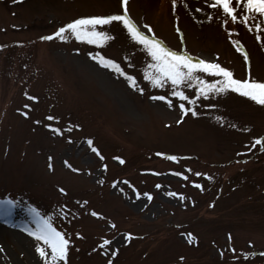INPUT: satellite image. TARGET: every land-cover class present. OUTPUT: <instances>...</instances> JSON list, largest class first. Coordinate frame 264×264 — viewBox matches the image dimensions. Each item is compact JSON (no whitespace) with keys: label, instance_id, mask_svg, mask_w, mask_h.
Here are the masks:
<instances>
[{"label":"rangeland","instance_id":"374dc122","mask_svg":"<svg viewBox=\"0 0 264 264\" xmlns=\"http://www.w3.org/2000/svg\"><path fill=\"white\" fill-rule=\"evenodd\" d=\"M212 3L126 7L163 46L264 82V24L256 27L264 17L245 23L238 8L232 22ZM123 10L121 0H0V200L20 205L0 215V264H46L25 207L69 240L59 264H264V149L253 147L264 138V105L231 91L204 98L195 82L153 86L144 78L151 57L118 22L103 26L114 37L103 45L70 31L42 39ZM104 239L112 243L101 248Z\"/></svg>","mask_w":264,"mask_h":264},{"label":"snow or ice","instance_id":"6c2138e0","mask_svg":"<svg viewBox=\"0 0 264 264\" xmlns=\"http://www.w3.org/2000/svg\"><path fill=\"white\" fill-rule=\"evenodd\" d=\"M14 2H22V0H14ZM121 3L124 6L122 14L91 16L75 19L65 27H61L54 33V35L44 36L42 39L52 40L54 38H59L64 40L66 38L65 33L70 31L72 35L81 42L103 45L108 40L114 39V37L102 30L103 26L118 22L127 30L131 39L142 45L151 57L153 63L148 65V68L153 71H145L144 78L151 81L153 86L163 87L165 83L170 81L175 89L186 81L195 82L199 88V94L204 96V98H207L208 93L224 94L231 91L240 96L247 97L259 105H264V82L252 80L250 76L244 80L235 79L233 78V73L231 71L223 68L218 63H210L205 60L193 62L191 57L181 55L180 53L163 46L159 40L154 37H149L140 31L137 25L130 19L126 7L128 0H121ZM173 4H175V0H173ZM211 7L222 9L223 14L226 17H229L232 22H236L238 19V8L245 13L242 17V20L245 23H247L250 18L255 19L257 16L264 17V0H214ZM225 23H227V20ZM262 24H264V19L256 24V27L259 29ZM256 38L259 40L260 36H257ZM237 51H241V49L237 47ZM92 58L97 59V56L94 55ZM244 60L247 63L248 56L246 52L244 53ZM98 63H100L102 67H111L116 71H120L119 65L112 60L105 59L103 56H99ZM198 72L214 77H220L222 79H217L214 83H208L196 75ZM126 79H128L133 86L135 85L134 78L126 77ZM188 86L191 87L192 84L189 83ZM171 94L179 97L182 101L189 100L188 96H186L183 91L174 90ZM29 99H34V97H29ZM152 99L165 100L166 98L164 96H155L152 97ZM189 102L193 104L195 103V101ZM167 103L171 106L172 102L169 100ZM180 108L182 111H186L184 104H181ZM195 114L196 113L193 111V115ZM47 119L52 120L54 117L49 116ZM70 130L71 129H69V131ZM53 131L59 134L58 129H53ZM88 144L91 145L92 141L89 140ZM255 145H262V149H264V138L257 139L253 147H255ZM92 151L99 155L95 148H92ZM167 158L170 160L177 159L174 156ZM101 159H103V157H101ZM120 162L124 163L123 160ZM49 167H51V165H49ZM177 175H179V173H177ZM197 175H199V173H197ZM184 179H187V177H184ZM195 187L199 188L200 185L197 184ZM61 191L63 192V189H61ZM168 194L176 195L175 193ZM151 198L152 197L148 195V199L150 200ZM19 207L20 205L15 200H0V215L10 216ZM23 210L30 213L35 220V228L28 234L33 236L36 241L42 242L44 246H47L43 247L38 245L36 247V252L39 256L45 259L46 264H48L49 260L51 264H59V262L65 261L69 244V240L65 238V235L60 231H57L56 228L53 227L51 220L46 216L41 215V213L35 208L25 207ZM92 215L96 216L97 213L93 212ZM113 227H115V225H113ZM127 238L130 239L131 237L129 236ZM111 243L112 241L104 239L100 244V247L104 248L105 246H110ZM49 249L50 252L48 251ZM115 254V252L112 253V255ZM261 255H264V253H261ZM108 264H112V261L110 260Z\"/></svg>","mask_w":264,"mask_h":264}]
</instances>
